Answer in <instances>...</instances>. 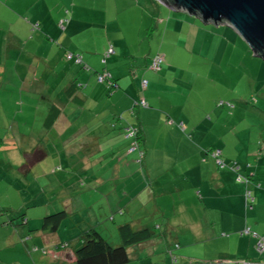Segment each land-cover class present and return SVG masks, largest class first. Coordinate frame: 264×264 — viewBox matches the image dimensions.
<instances>
[{
    "label": "crops",
    "instance_id": "1",
    "mask_svg": "<svg viewBox=\"0 0 264 264\" xmlns=\"http://www.w3.org/2000/svg\"><path fill=\"white\" fill-rule=\"evenodd\" d=\"M90 1L89 7L78 0H0V139L4 143L0 144V202L15 208L29 205L27 224L34 230L25 242L16 239V230H2L0 264H74V248L59 244L77 240L87 225L97 223L104 225L115 243L121 224L159 228L161 236L132 249L128 264H173L168 255L160 260L156 250L176 243L181 256L176 264H189L193 256L204 264L260 261L256 243L264 236V175L258 168L249 172L250 165L237 171L228 165L218 167L211 152L215 146L205 150L198 143L203 137L201 126H193V100L188 99L193 83L190 87L169 83L184 80L174 75H192L191 69H176L174 64L192 58L193 20H184L189 25L186 36L179 32L169 37L174 49L168 51L164 47L167 33L174 29L170 20L163 21L165 4ZM128 9L134 11L132 22L122 19L120 23L119 13L125 15ZM67 10L70 19L61 27ZM34 23L39 29H32ZM151 37L161 42L167 62L159 73L149 69L154 54L146 41ZM180 42L186 44L185 52L175 50ZM108 46H113L115 54L105 64L103 53ZM67 50L82 53L88 68L67 60ZM105 70L119 85L111 93L97 80V72ZM143 79L148 81L145 90L140 89ZM139 98L149 106H137L132 112L133 101ZM56 107L55 123L48 128L46 117ZM199 115L208 121L205 112ZM162 124L171 125L172 130ZM131 125L142 138L133 150L125 136V127ZM150 139L156 140L157 147ZM40 142L47 154L23 171L22 148L28 152ZM217 148L221 158L233 164ZM158 150L161 158L153 154ZM256 164L264 165V158ZM47 173V197H39L34 182ZM238 173L251 183L239 182ZM28 176L34 178L31 183ZM11 188L18 191L21 203H13ZM248 189L254 197L252 208L246 205ZM185 190L193 194L186 196ZM60 209L68 210L74 219L69 229L41 231L44 216ZM246 227L251 231L242 235ZM18 231L22 237L28 233L25 228ZM33 242L47 248V253L30 252ZM195 249L202 255H193ZM9 254L16 257L9 261Z\"/></svg>",
    "mask_w": 264,
    "mask_h": 264
},
{
    "label": "rangeland",
    "instance_id": "2",
    "mask_svg": "<svg viewBox=\"0 0 264 264\" xmlns=\"http://www.w3.org/2000/svg\"><path fill=\"white\" fill-rule=\"evenodd\" d=\"M156 1L163 5L159 0ZM78 2L84 6L88 5L90 7L92 5L90 0H78ZM127 2L131 4L129 1ZM165 10L166 14L163 16V21L167 24L170 20L171 30L174 29L173 32L167 33V41L164 47L168 51H173L174 49L173 43L169 45V40H171L169 37H175L179 32L182 36H186L189 25L185 24L184 20L187 18L193 20L192 58L191 60L180 59L174 64L176 69H191L192 75L186 73H184V76L174 75V77H184V80H181L182 82L169 83L171 86L180 87H190L193 83V95L191 93L188 94V99L193 100V126L195 128L201 126L200 133L203 137L202 139L198 137L200 140L197 138L198 143H202L205 150L212 145L215 146L214 148L220 146L224 151V156H227L229 162L233 163L229 164L225 159L228 166L247 167V165H250L248 168H252L249 169V172H253V170L255 171L258 168L260 173L264 175V165L259 167L256 164L264 158V155L262 157L258 155L264 153V148L261 153L259 148L261 145L264 146V59L256 57L247 42L231 27L230 29L226 26L204 24L202 22L195 23L194 17L187 13L172 11L167 6H165ZM133 12L132 9H128L125 15L120 12L119 22L121 23L122 19L132 22ZM170 12L174 15L170 16ZM175 18L177 19L174 20ZM160 24L163 25V23ZM162 32L163 29L157 32L156 36L158 38L161 37ZM149 33L151 34L152 30H149ZM146 42L151 44L152 54L155 55L162 51H160L161 42L152 41V37ZM179 45L180 47H176V51L185 52L184 50H187L185 48L186 44L183 42H180ZM161 53L163 54L164 52L162 51ZM190 62H193L192 67ZM98 76L99 74H97V79ZM190 78L192 79L191 82L188 80ZM221 101H223L224 105L220 104ZM200 112L206 113L208 121L202 119L201 115H199ZM22 125L25 126V124ZM162 125L164 128H171L172 124L169 126ZM174 126L176 127L175 124ZM151 127L154 130L157 129V125L154 123L151 124ZM155 141V139H150V142L157 147ZM170 146L174 147L172 144ZM158 148L161 149V147ZM249 152L253 153L249 155ZM153 154H158L159 158H161V150L154 151ZM46 165L48 164L46 163ZM46 165L43 164L45 167ZM48 174L50 173L37 178L34 182L35 187L39 188V197H47L44 194V187L50 178ZM33 179V177L28 176L27 183H31ZM81 183L82 180L79 185ZM20 184L22 185V182ZM11 190L13 203L16 204L17 200L21 203L22 198L18 191L14 192L12 188ZM26 190L28 194L30 190ZM183 193H186V196H191L193 191L185 190ZM176 196H178V193ZM21 207L10 206L15 212ZM68 222V225L64 227L67 230L69 229V224L74 223V219L70 218ZM79 228L75 227L74 229ZM181 228L183 230L187 229L185 225H182ZM74 229H71V231ZM2 230L10 229L0 225V235ZM170 247L171 245L168 246V244L161 245L156 250V256L160 260L165 255L172 259L169 253ZM177 250L174 253L181 259ZM191 253L197 257L202 255V251L198 249L192 250ZM0 255H4V252L0 251ZM15 257L14 254H9L8 260L12 261ZM188 262L189 264H204L202 258H195L194 256Z\"/></svg>",
    "mask_w": 264,
    "mask_h": 264
},
{
    "label": "trees",
    "instance_id": "3",
    "mask_svg": "<svg viewBox=\"0 0 264 264\" xmlns=\"http://www.w3.org/2000/svg\"><path fill=\"white\" fill-rule=\"evenodd\" d=\"M67 16L64 17L60 22L59 25L61 27H64V23L68 22L69 18V10L66 11ZM195 18V17H194ZM32 29L36 30L39 29V24L34 23L32 25ZM113 49L112 52H110V49ZM115 54V49L113 46H108L106 50L103 53V63L106 64L108 57ZM69 55L71 57H69ZM162 56L161 62L157 64L156 66H153V59L156 56ZM66 58L67 60L74 61L79 64H83L85 68H88V64L84 63L83 54L80 52H74L71 50H67L66 52ZM77 59H80V61H77ZM166 58L165 55L161 52L156 53L149 64V69H151L154 72H161L164 67L166 66ZM109 74L107 77L104 78L103 81H98L100 83H104L107 85L109 89V93L117 90L119 88V85L117 83V80L113 76V74L107 70L97 72V74ZM183 73L182 71L180 72ZM143 81H147L146 79L142 80V84L140 85L141 90H145L148 88V81L147 85L143 86ZM142 98V97H141ZM141 98L136 99L133 101V105L131 107L132 112L133 109L135 110V107L137 106H149L148 103H141ZM221 105H224L223 101L220 102ZM58 110V108H54L52 112L47 115L45 120V126L50 128L55 123V113ZM171 120H169L170 122ZM173 123V121H172ZM180 128L182 127V124L178 125ZM126 127H125V136H126ZM127 137V136H126ZM131 141V145L136 144L137 141H140L142 139L140 137V134H137L135 137H127ZM134 141V142H133ZM43 142H40L38 144L39 146L35 147L31 151H26L22 148V153L25 157V162L22 165V170L26 171L30 169L36 162L42 160L45 155L47 154V149L45 146L42 145ZM0 144L2 143V140L0 139ZM260 153L262 152V149L264 146H260ZM216 150H220L218 148H212L211 152L214 153ZM213 155V154H212ZM260 156V154H258ZM223 162L222 164L217 162L218 167L225 168L226 162L223 158H221V154L218 156ZM217 160V158H216ZM224 164V165H223ZM232 170H239V167H230ZM237 180L239 182L245 183L249 185L251 182L249 178H247L246 175H243L242 173H238ZM249 190V189H248ZM250 191V190H249ZM247 192V191H246ZM252 193V192H251ZM246 198V205L247 208H252L254 205V200L252 202H249L247 199V196L245 194ZM32 206V204H30ZM25 206V205H24ZM22 207V209H17V211H13L12 208L8 206H4L0 202V225L6 226L9 229H12L13 231L16 230V233L18 234L16 239L21 240L23 242L29 240L32 238L31 234L34 232L33 229H31L28 226V209L30 208L29 205ZM71 214L66 209H60L57 211H53L51 213H47L42 222L41 231L44 233H56L59 232V230L63 229L66 224L69 223L68 220L71 218ZM78 224V223H77ZM18 228L26 229V232L28 233L26 235H21V231L19 233ZM159 228H148V227H142V228H134L130 223L121 224L118 227V239L119 242L115 243L112 240V237L109 236L104 232V225L102 223L87 225L86 228L82 230L81 235L78 237L77 240L73 242H61L59 246L67 247L71 245L74 249V255H75V263L74 264H128L133 259V248H136L141 243H144L146 241H150L154 239L155 237L161 236L160 233L157 232ZM249 229L251 231L250 227L244 228L241 233H245V230ZM250 233V232H249ZM20 237V239H19ZM257 244V243H256ZM180 244L176 243L171 245L169 248V253L172 257L173 264H176L178 262V256L174 253L177 249H179ZM132 250V252H131ZM33 251H41L43 254L47 253V248L41 247L37 245L35 242H33L32 246L30 247V252ZM258 252V251H257ZM251 261V260H247Z\"/></svg>",
    "mask_w": 264,
    "mask_h": 264
},
{
    "label": "water",
    "instance_id": "4",
    "mask_svg": "<svg viewBox=\"0 0 264 264\" xmlns=\"http://www.w3.org/2000/svg\"><path fill=\"white\" fill-rule=\"evenodd\" d=\"M204 24H224L247 42L256 57L264 59V0H160Z\"/></svg>",
    "mask_w": 264,
    "mask_h": 264
},
{
    "label": "built area",
    "instance_id": "5",
    "mask_svg": "<svg viewBox=\"0 0 264 264\" xmlns=\"http://www.w3.org/2000/svg\"><path fill=\"white\" fill-rule=\"evenodd\" d=\"M113 49L111 48L110 49V52H112ZM69 57H71L69 55ZM161 59H162V56L158 55L156 56L154 59H153V66H156L157 64H159V62H161ZM77 61H80V59H77ZM107 75L109 74H102L100 73L99 76H98V79L99 81H103L105 77H107ZM147 85V81H143V86H146ZM141 103H145L144 100L141 101ZM126 136L127 137H135L138 133V129L134 126H128L126 128ZM132 150L134 149V145L132 146L131 148ZM221 154V151L220 150H216L214 153H213V156L215 158H217V162L221 163L222 164V160L220 158H218V156ZM224 165V164H223ZM246 196H247V199L249 202H252L254 200V197L251 193V191L247 190L246 192ZM249 229H246L245 230V233H249ZM256 249L257 251L260 253V255H262V259L260 261H245L244 264H264V236L260 237L257 241V244H256Z\"/></svg>",
    "mask_w": 264,
    "mask_h": 264
},
{
    "label": "bare ground",
    "instance_id": "6",
    "mask_svg": "<svg viewBox=\"0 0 264 264\" xmlns=\"http://www.w3.org/2000/svg\"><path fill=\"white\" fill-rule=\"evenodd\" d=\"M142 100H144V99H142ZM142 100H141V101H142ZM144 102L146 103V101H145V100H144Z\"/></svg>",
    "mask_w": 264,
    "mask_h": 264
}]
</instances>
